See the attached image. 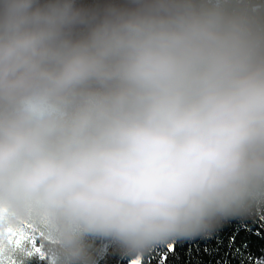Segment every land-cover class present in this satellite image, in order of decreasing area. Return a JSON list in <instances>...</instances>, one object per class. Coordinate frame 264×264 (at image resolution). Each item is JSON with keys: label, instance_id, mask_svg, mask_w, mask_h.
Wrapping results in <instances>:
<instances>
[{"label": "clouds", "instance_id": "9594fccd", "mask_svg": "<svg viewBox=\"0 0 264 264\" xmlns=\"http://www.w3.org/2000/svg\"><path fill=\"white\" fill-rule=\"evenodd\" d=\"M262 210L264 0H0V264Z\"/></svg>", "mask_w": 264, "mask_h": 264}, {"label": "trees", "instance_id": "16d2710c", "mask_svg": "<svg viewBox=\"0 0 264 264\" xmlns=\"http://www.w3.org/2000/svg\"><path fill=\"white\" fill-rule=\"evenodd\" d=\"M35 239L42 249L39 234ZM90 243L96 253V264H129L135 259L108 240L94 238ZM9 261L15 264H48L43 251H33L31 255L22 257L10 252L2 264ZM139 261L140 264H264V210L254 217L227 219L208 234L175 238L158 244Z\"/></svg>", "mask_w": 264, "mask_h": 264}, {"label": "snow or ice", "instance_id": "6c2138e0", "mask_svg": "<svg viewBox=\"0 0 264 264\" xmlns=\"http://www.w3.org/2000/svg\"><path fill=\"white\" fill-rule=\"evenodd\" d=\"M29 242L34 252H40L41 249L38 245V242L35 238H32L29 234L24 233L23 231H14L12 229L8 230V242L14 245L16 248L21 247L24 242ZM33 252H28L27 254L31 255ZM9 264H15L14 261H10ZM132 264H140L139 260H135Z\"/></svg>", "mask_w": 264, "mask_h": 264}, {"label": "rangeland", "instance_id": "374dc122", "mask_svg": "<svg viewBox=\"0 0 264 264\" xmlns=\"http://www.w3.org/2000/svg\"><path fill=\"white\" fill-rule=\"evenodd\" d=\"M133 261H135V259H134V260H132V261H131L129 264H132V262H133Z\"/></svg>", "mask_w": 264, "mask_h": 264}]
</instances>
